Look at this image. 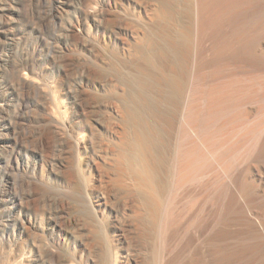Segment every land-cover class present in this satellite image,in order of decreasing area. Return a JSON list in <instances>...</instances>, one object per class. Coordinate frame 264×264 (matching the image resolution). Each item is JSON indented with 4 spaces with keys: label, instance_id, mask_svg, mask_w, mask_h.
Listing matches in <instances>:
<instances>
[{
    "label": "bare ground",
    "instance_id": "obj_1",
    "mask_svg": "<svg viewBox=\"0 0 264 264\" xmlns=\"http://www.w3.org/2000/svg\"><path fill=\"white\" fill-rule=\"evenodd\" d=\"M202 211L186 264H264V0H0V264H177Z\"/></svg>",
    "mask_w": 264,
    "mask_h": 264
},
{
    "label": "rangeland",
    "instance_id": "obj_2",
    "mask_svg": "<svg viewBox=\"0 0 264 264\" xmlns=\"http://www.w3.org/2000/svg\"><path fill=\"white\" fill-rule=\"evenodd\" d=\"M66 17H67V19H68V15H66ZM71 17V16H70ZM69 17V18H70ZM52 74V75H51ZM51 74L49 75V79L50 80H52V89L54 90V92H55V94H56V96H57V98L59 99V101L61 102V103H66V104H69V103H74L73 102V94L75 93V91H76V85H77V82L76 81H73V82H69V83H67L65 86H63V85H61V84H58L57 82H56V75H57V69L56 68H54V67H52V72H51ZM52 76V77H51ZM214 195H212L211 196V198H214L213 197ZM217 197V196H216ZM205 212H207V211H202L201 213L199 212L198 213V215L196 216V218H195V222H193L192 223V226H194V227H197V226H203L202 227V229H203V231H206V230H210L209 232H211L212 230V228L211 227H213L214 225L216 226V227H219V225L217 224V222L216 221H214L216 224H214V222L213 221H211V219L212 220H214L213 219V216H210V215H208V214H204ZM203 216V217H202ZM208 218V216L211 218H208V220H210L209 222H212L214 225H212V223H210V229H209V226H208V224H209V222H208V220H206L205 218L206 217ZM202 219H203V221H202ZM202 221V222H201ZM201 224H200V223ZM195 223V224H194ZM204 223V224H203ZM206 223V224H205ZM208 223V224H207ZM189 224H191V223H189ZM181 225H183L182 227H183V229H184V227L186 226V225H184V223L183 224H181ZM191 225H189V227H190ZM191 226V227H192ZM208 226V227H207ZM206 227V228H205ZM168 228V227H167ZM166 228V229H167ZM198 228H200L201 229V227H197V229ZM208 228V229H207ZM182 229V230H183ZM201 229V230H202ZM185 230V229H184ZM184 230H183V232H184ZM168 231L170 232H172V228L171 229H168ZM174 231V230H173ZM169 232H168V235H169ZM182 231H181V234L183 233ZM206 233V235L208 234V231H206V232H204L202 235H201V233L199 234V236H197V239L198 240H196V243H198V245L200 244V242H201V245H199V247H201V248H198V246H196V247H193V248H195L194 249V251L193 250H191L190 248V251H188L189 249H182V248H179V246H177V248L175 247V245L173 246V248H174V250H175V254H177V256H178V259L176 258V260H177V264H186V262H187V260H189L190 258L191 259H193V258H195L194 260H196V257H197V259H199L198 260V262H203V260H205V259H207V261L209 260V256H208V254H207V252H205V251H207L208 249V246L206 247V244H205V240H207V238L209 237V234L205 237V234ZM0 234H2L1 235V237H0V256H3L4 258H6L7 260H9V261H11L12 260V258H13V256L14 255H16L17 253H16V250H15V247H14V242H15V238H16V235H15V233H13V232H11V233H4V232H0ZM171 234V233H170ZM180 234V235H181ZM180 237H182L183 238V235H181V236H179V240H181L180 239ZM188 237L189 236H186V238L188 239ZM202 240V241H201ZM235 240H237V239H233V241H232V243H237V242H235ZM208 241V240H207ZM202 243H204L205 245H202ZM181 247V246H180ZM197 248V249H196ZM15 250V252H14V250ZM180 249H181V252H180ZM200 249V250H199ZM206 249V250H205ZM205 250V251H204ZM12 251H13V253H12ZM185 251V252H184ZM198 252V253H196V252ZM180 252V253H179ZM186 252H187V254H186ZM12 255H10V254ZM195 253V254H194ZM205 253V254H204ZM190 254V255H189ZM199 255V257H198V255ZM201 254H202V256H203V258L204 259H201L202 258V256H201ZM6 255H9V259H8V257H6ZM194 257H193V256ZM197 255V256H196ZM205 255H207V256H205ZM179 256H181V257H179ZM183 256H184V258H183ZM12 257V258H11ZM189 257V258H188ZM208 257V258H207ZM1 258V260L2 261H5L4 260V258L2 259V257H0ZM10 258H11V260H10ZM182 258H183V260H182ZM187 258V259H186ZM0 260V263H3L2 261ZM200 260H202V261H200ZM206 260L204 261V262H207ZM5 262H7V261H5ZM181 262V263H180ZM209 262V261H208ZM176 264V263H175Z\"/></svg>",
    "mask_w": 264,
    "mask_h": 264
}]
</instances>
